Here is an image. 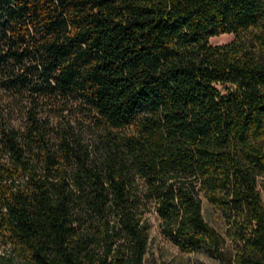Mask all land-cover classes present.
<instances>
[{
  "label": "trees",
  "instance_id": "16d2710c",
  "mask_svg": "<svg viewBox=\"0 0 264 264\" xmlns=\"http://www.w3.org/2000/svg\"><path fill=\"white\" fill-rule=\"evenodd\" d=\"M253 29L264 0H0V237L25 254L0 264H145L151 214L181 252L264 264Z\"/></svg>",
  "mask_w": 264,
  "mask_h": 264
},
{
  "label": "rangeland",
  "instance_id": "374dc122",
  "mask_svg": "<svg viewBox=\"0 0 264 264\" xmlns=\"http://www.w3.org/2000/svg\"><path fill=\"white\" fill-rule=\"evenodd\" d=\"M253 34L261 35L264 38V30L253 29ZM235 36L232 34H224L209 39L210 45H226L232 42ZM246 39L252 46L253 51L264 63V52L255 42H250V37L246 35ZM261 198L264 203V192L261 190ZM202 213L206 221H208L215 229L224 237V251L228 252L234 248V240L229 234L228 225L224 222L219 210L214 209L204 198H201ZM151 229L149 234V243L144 257L145 264H221V262L209 256L206 253L181 252L170 239L164 237L158 227V221L154 214L150 215ZM24 252L7 239L0 237V262L13 260L15 262L23 261Z\"/></svg>",
  "mask_w": 264,
  "mask_h": 264
}]
</instances>
